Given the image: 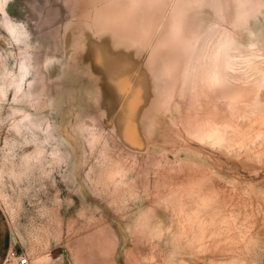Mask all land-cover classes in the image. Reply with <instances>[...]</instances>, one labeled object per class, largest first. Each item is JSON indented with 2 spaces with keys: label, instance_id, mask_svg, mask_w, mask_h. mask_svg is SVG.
I'll return each instance as SVG.
<instances>
[{
  "label": "rangeland",
  "instance_id": "374dc122",
  "mask_svg": "<svg viewBox=\"0 0 264 264\" xmlns=\"http://www.w3.org/2000/svg\"><path fill=\"white\" fill-rule=\"evenodd\" d=\"M3 1L0 219L10 235L7 254L18 251L30 264L38 256L48 257L43 264H264V160L187 132L213 108L211 91L224 87L205 83L216 40L228 38L232 55L264 59V0ZM8 21L25 31L22 53ZM22 54L31 79L19 100L6 99L2 66L17 71ZM41 90L39 105L26 100ZM24 114L22 128L46 146L40 166L51 164L53 149L64 157L47 168L52 177L39 191L29 190L27 175L9 173L35 151L16 131ZM199 179L207 190L192 195L185 186ZM223 197L224 212H242L239 224L249 227V245L235 251L215 250V232L194 243L185 222L201 200Z\"/></svg>",
  "mask_w": 264,
  "mask_h": 264
},
{
  "label": "bare ground",
  "instance_id": "6f19581e",
  "mask_svg": "<svg viewBox=\"0 0 264 264\" xmlns=\"http://www.w3.org/2000/svg\"><path fill=\"white\" fill-rule=\"evenodd\" d=\"M6 3L7 0H4L2 2L3 6ZM241 12L244 11L242 10ZM4 27L11 34L12 42H15L19 46L21 43H24L25 31L17 28L16 23L8 21ZM216 42L217 40L215 41V44H217L215 49L209 54L205 83L208 88L212 86L213 89L215 86H224L225 88L222 87L223 89H219L216 87L217 90H212L211 88L212 91H210L216 98L210 104L213 108L208 110L202 108V110H205L204 113H201L199 118H195L193 126L189 127L187 132L189 134L195 133L199 140L215 148L232 150L238 147L249 153L248 156L250 158H255L259 162H262L264 160V59L256 53L247 54L246 56H240L241 54L237 56L232 55L230 48L231 42L228 38H225L224 41L220 40L218 43ZM19 50L22 53L24 48L20 46ZM18 65L17 71H8L5 65L2 66V95L6 99L12 95L14 99L19 100L27 88V82L31 79L32 73L28 63V56L26 57L22 54ZM225 66L230 68L229 71L227 69L223 73L221 71L223 67L225 70ZM220 69L222 70L220 71ZM231 83L234 85H232L234 88L229 87L230 89H228L227 86L226 89V84L229 85ZM28 121L29 116L24 114L21 120L16 123V131L22 138L21 145H34V152L39 150L43 153L41 156L43 163L47 155L46 146L39 143L32 136L29 131L30 129L27 128L24 130L22 128L26 126V122ZM32 123L29 125L33 126ZM217 138H224L227 141L225 146H214ZM13 148H11L12 151L15 149ZM54 152L60 153L57 149L52 150L50 155L51 164H53ZM30 156L31 154H26L21 157V164L18 167L10 166V175L16 177V179L20 178L22 173L26 172L30 163L25 157ZM2 179V176H0V184ZM185 187L193 190L192 195L207 190H205L202 179H199L197 182H190ZM1 197L5 203H8L7 197L4 194H1ZM210 200L211 202L208 205L207 199L201 200L203 208L198 207V210L193 216L187 218L185 221L187 226L190 227V231H192L190 234L197 238L194 243L204 245L206 234L215 232L214 237L216 238V242L220 243L215 247V250H223L219 247L222 244L226 245V249L232 251H235L239 247L238 245L242 248L245 245H249L250 242H244L246 241L244 237L246 238L249 227L239 224L240 217L243 213L238 211L227 212V210L225 213L224 210L229 207V204L224 197L222 203H219L220 201H214L213 199ZM202 210L206 212L205 215L210 216L212 222L210 225H204L206 220H202L201 215H199ZM193 224H197V226L192 230L191 226ZM242 243H245V245H242ZM47 258L38 256L37 263L43 264ZM5 264L11 263L5 262Z\"/></svg>",
  "mask_w": 264,
  "mask_h": 264
},
{
  "label": "snow or ice",
  "instance_id": "6c2138e0",
  "mask_svg": "<svg viewBox=\"0 0 264 264\" xmlns=\"http://www.w3.org/2000/svg\"><path fill=\"white\" fill-rule=\"evenodd\" d=\"M19 87V85H18ZM25 98L28 102H30L33 105H39L43 100L46 99V94L44 90H41L35 94L32 92H27L25 94ZM54 111V109H53ZM93 133L92 140L93 142H98L100 139H102L101 136L96 134L95 129L90 130ZM227 141L224 138H217L215 141L214 146H220L223 147ZM43 153L41 151H36L31 154L30 157H25L26 160H28L29 166L27 167L26 172L22 173V175H27L29 179V190H35L39 191V186H44L45 182H50V178L52 177V173L47 171V168H54L56 165H61L64 163V157L62 154L54 152L53 153V164H49L46 167H41L42 164L41 156ZM46 211V210H42Z\"/></svg>",
  "mask_w": 264,
  "mask_h": 264
},
{
  "label": "crops",
  "instance_id": "0c3cea01",
  "mask_svg": "<svg viewBox=\"0 0 264 264\" xmlns=\"http://www.w3.org/2000/svg\"><path fill=\"white\" fill-rule=\"evenodd\" d=\"M9 244H10V235L9 232L5 231V226L1 218L0 219V264H5V262H7V258L9 256V254H7Z\"/></svg>",
  "mask_w": 264,
  "mask_h": 264
},
{
  "label": "built area",
  "instance_id": "2783aa9c",
  "mask_svg": "<svg viewBox=\"0 0 264 264\" xmlns=\"http://www.w3.org/2000/svg\"><path fill=\"white\" fill-rule=\"evenodd\" d=\"M7 262H10L11 264H30V259L27 256L20 254L18 251H13L8 256Z\"/></svg>",
  "mask_w": 264,
  "mask_h": 264
}]
</instances>
